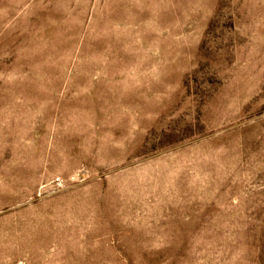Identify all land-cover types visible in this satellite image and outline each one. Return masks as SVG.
<instances>
[{"label": "rangeland", "instance_id": "1", "mask_svg": "<svg viewBox=\"0 0 264 264\" xmlns=\"http://www.w3.org/2000/svg\"><path fill=\"white\" fill-rule=\"evenodd\" d=\"M0 264H264V0H0Z\"/></svg>", "mask_w": 264, "mask_h": 264}]
</instances>
